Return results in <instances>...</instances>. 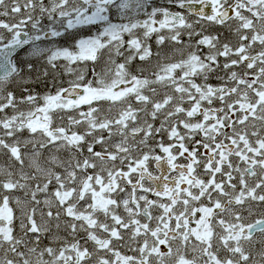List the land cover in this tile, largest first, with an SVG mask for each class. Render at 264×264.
<instances>
[{
  "label": "snow or ice",
  "instance_id": "obj_1",
  "mask_svg": "<svg viewBox=\"0 0 264 264\" xmlns=\"http://www.w3.org/2000/svg\"><path fill=\"white\" fill-rule=\"evenodd\" d=\"M0 264H264V0H0Z\"/></svg>",
  "mask_w": 264,
  "mask_h": 264
},
{
  "label": "flooded vegetation",
  "instance_id": "obj_2",
  "mask_svg": "<svg viewBox=\"0 0 264 264\" xmlns=\"http://www.w3.org/2000/svg\"><path fill=\"white\" fill-rule=\"evenodd\" d=\"M158 2H159V3H163V2H164V0H158Z\"/></svg>",
  "mask_w": 264,
  "mask_h": 264
}]
</instances>
